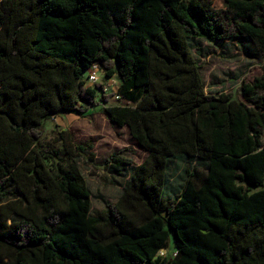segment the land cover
<instances>
[{
	"label": "trees",
	"instance_id": "16d2710c",
	"mask_svg": "<svg viewBox=\"0 0 264 264\" xmlns=\"http://www.w3.org/2000/svg\"><path fill=\"white\" fill-rule=\"evenodd\" d=\"M196 40L250 41L264 60V0H0V264H264V71L240 98L207 94ZM94 65L124 104L87 85ZM97 102L148 156L92 214L74 164L92 145L41 139ZM171 237L176 256H160Z\"/></svg>",
	"mask_w": 264,
	"mask_h": 264
},
{
	"label": "rangeland",
	"instance_id": "374dc122",
	"mask_svg": "<svg viewBox=\"0 0 264 264\" xmlns=\"http://www.w3.org/2000/svg\"><path fill=\"white\" fill-rule=\"evenodd\" d=\"M213 3L219 8L223 0H213ZM193 53L202 67L201 73L207 94L219 96L229 93L235 98H240L242 82H252L264 71V60L256 54L250 41L211 43L196 40L193 41ZM98 75L100 82L109 86L108 105H118L112 96L119 85L118 77L108 79L103 71ZM103 108L104 104L97 102L84 114L53 116L46 121L41 139L44 147L58 151H64L68 145L67 134H72L74 141L80 145H92L93 148L88 152L93 154V161H87L83 157L74 161L85 177L90 191L92 214L101 213L107 204L118 201L136 168L148 156L132 139L127 127L120 128L106 118ZM188 165L186 160L171 163L166 191L168 198L176 197L182 189ZM191 168L197 174L195 182L201 184L206 175L205 163L194 162ZM175 251L176 242L171 237L165 252L170 255Z\"/></svg>",
	"mask_w": 264,
	"mask_h": 264
},
{
	"label": "built area",
	"instance_id": "2783aa9c",
	"mask_svg": "<svg viewBox=\"0 0 264 264\" xmlns=\"http://www.w3.org/2000/svg\"><path fill=\"white\" fill-rule=\"evenodd\" d=\"M100 69L97 67V66H92L90 70H88L86 72V82H87V85L88 86H100L99 87V92L101 94H103L104 96H109L107 95L108 92H109V86L108 85H105L103 84L102 82H100V78H99V75L98 73H100ZM113 78V77H112ZM112 78H108V79H112ZM100 82V84L98 85V83ZM118 88H119V85L117 87V91L114 90V94H112V96L115 98V100L118 102V103H121V104H124L125 103V100L118 94ZM114 89V87H113ZM169 254L165 252V250L161 251L160 252V256L162 257H167ZM170 256L174 257L176 256V251L172 254H170Z\"/></svg>",
	"mask_w": 264,
	"mask_h": 264
}]
</instances>
